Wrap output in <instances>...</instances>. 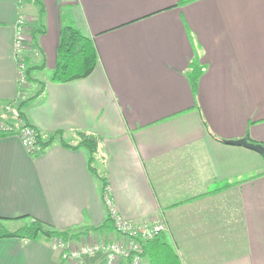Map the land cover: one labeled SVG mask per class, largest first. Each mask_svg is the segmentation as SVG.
Listing matches in <instances>:
<instances>
[{"label": "crops", "instance_id": "obj_1", "mask_svg": "<svg viewBox=\"0 0 264 264\" xmlns=\"http://www.w3.org/2000/svg\"><path fill=\"white\" fill-rule=\"evenodd\" d=\"M40 1L45 32L32 39L26 27L28 123L70 146L77 131L98 136L95 165L116 212L136 225L163 219L180 264H264V157L228 143L264 146V0ZM37 15L29 0H0V107L16 100L18 18L33 25ZM70 24L93 41L97 65L85 79L51 83ZM193 66L202 68L195 93ZM105 212L84 150L56 138L33 159L18 136L0 138L6 229L24 217L95 228ZM94 238L121 240L111 229L66 247ZM54 245L0 239V264H69ZM142 251L141 264H153L162 250L155 241Z\"/></svg>", "mask_w": 264, "mask_h": 264}, {"label": "trees", "instance_id": "obj_2", "mask_svg": "<svg viewBox=\"0 0 264 264\" xmlns=\"http://www.w3.org/2000/svg\"><path fill=\"white\" fill-rule=\"evenodd\" d=\"M29 3L38 7L37 21L34 26L35 28L32 29L29 27L31 31V38L34 39L36 35H40L45 32V26L43 25L42 20L44 7L40 0H29ZM24 27L26 31L27 24L24 25ZM97 61L98 56L93 41L83 35L82 32H80L75 26L71 24L66 25L62 27L59 33L55 65L51 72L49 81L51 83L62 84L85 79L94 71ZM32 70L33 68H26V79L28 83L33 82L30 76V72ZM201 73L202 68L193 66L191 73L189 74L188 79L194 93L197 90V83ZM39 86V91H41L44 87V83L39 82ZM31 99L32 97L25 98L23 95L20 99L16 98L14 102L4 104L0 107V122L4 124L3 129L0 130V138L9 136L19 137L22 128L32 129L36 134V142L34 145L37 147V150L29 152L28 155L33 159H36L44 154L45 150L54 143L56 138H59V144L64 148L84 150L87 154L88 172L99 183L100 200L106 208L105 218L103 223L95 228H83L82 230L69 229L64 231L56 230L38 219L30 217L15 220L19 222V225L14 230H8L5 228L4 222H8L9 220L0 219V239L15 238L25 241L46 243L59 241L63 244H67L73 241L78 242L82 237L87 235L106 234L108 231L113 229V225L108 213V208L105 205V198L108 197L107 178L105 175L99 173L95 165V155L100 143V138L93 134L77 131L76 135L78 136V142L74 146H70L63 142L61 139L62 132H56L44 139L38 130L28 123L23 112V109ZM161 235L162 234L158 235L153 240L147 241L148 243L156 241V245L159 246L160 251L162 250L154 256L153 264H180L172 249L166 242H163ZM142 255L143 251L141 252V257Z\"/></svg>", "mask_w": 264, "mask_h": 264}, {"label": "built area", "instance_id": "obj_3", "mask_svg": "<svg viewBox=\"0 0 264 264\" xmlns=\"http://www.w3.org/2000/svg\"><path fill=\"white\" fill-rule=\"evenodd\" d=\"M27 21L19 17L15 27L14 52L17 61V92L16 98H21L27 90L29 83L26 79L27 59L26 31L24 25ZM4 124L0 122V130ZM19 139L27 153L37 150L35 147L36 134L30 128H22ZM105 205L112 221L114 232L121 240H106L94 238L87 240L77 247L67 248L66 244L59 241L54 246L60 249V258L64 263L85 264L86 259H93L103 255L102 264H141L142 243L153 240L158 235L167 231V225L163 219L149 224L136 225L125 221L116 212L110 198H105Z\"/></svg>", "mask_w": 264, "mask_h": 264}, {"label": "water", "instance_id": "obj_4", "mask_svg": "<svg viewBox=\"0 0 264 264\" xmlns=\"http://www.w3.org/2000/svg\"><path fill=\"white\" fill-rule=\"evenodd\" d=\"M230 145L242 146L244 148L250 149L261 154L264 157V146L260 144H252L247 142L246 140H237L228 142Z\"/></svg>", "mask_w": 264, "mask_h": 264}, {"label": "rangeland", "instance_id": "obj_5", "mask_svg": "<svg viewBox=\"0 0 264 264\" xmlns=\"http://www.w3.org/2000/svg\"><path fill=\"white\" fill-rule=\"evenodd\" d=\"M23 18H24V16H23ZM26 21H27V26H29V27H31L32 29L33 28H35L34 26L36 25L34 22H33V25H32V22L30 21V18L29 17H27V18H24ZM30 33H31V31L30 32H28V36H31L30 35ZM26 37H27V35H26ZM26 43H27V41H26ZM47 75H49V74H47L46 72H45V74H44V76L46 77ZM29 85H30V83H29ZM29 87V86H28ZM27 89H29V88H27ZM25 92H26V90H25ZM24 92V96H25V98L27 97V92L25 93ZM30 94V93H29ZM16 106V105H15ZM15 108V107H14Z\"/></svg>", "mask_w": 264, "mask_h": 264}]
</instances>
